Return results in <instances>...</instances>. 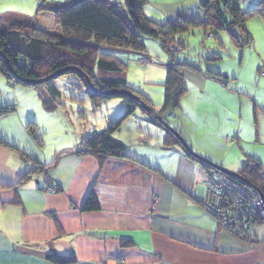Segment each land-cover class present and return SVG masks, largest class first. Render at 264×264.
Here are the masks:
<instances>
[{
  "label": "crops",
  "instance_id": "1",
  "mask_svg": "<svg viewBox=\"0 0 264 264\" xmlns=\"http://www.w3.org/2000/svg\"><path fill=\"white\" fill-rule=\"evenodd\" d=\"M164 3L148 16L160 23L176 17L205 19L198 1ZM182 77L185 86L183 69ZM13 117L0 131V264H55L47 254L71 252L73 264H264V239L256 238L252 228L247 233L254 235L234 236L205 211L207 171L178 145H168L166 132L156 130L155 142L151 131L117 136L125 156H102L84 150L86 135L75 129L76 140L51 150L38 148L27 137V124ZM173 126L186 137L181 119ZM189 147L208 162L236 168ZM250 154L263 163L258 154ZM39 165L45 167L47 182L38 172L17 184ZM91 189L98 207L83 210ZM125 240L130 244H122Z\"/></svg>",
  "mask_w": 264,
  "mask_h": 264
},
{
  "label": "rangeland",
  "instance_id": "2",
  "mask_svg": "<svg viewBox=\"0 0 264 264\" xmlns=\"http://www.w3.org/2000/svg\"><path fill=\"white\" fill-rule=\"evenodd\" d=\"M166 1L147 0L144 13L155 16L158 7L161 8ZM184 1L191 4L198 0ZM67 2L0 0V27H6L11 21L29 19L41 29L58 32L54 15L47 10H38V6L40 3L47 6ZM258 2L239 0V7L242 11L250 10ZM245 28L252 40L241 48L232 44L224 31L214 36L210 35L208 27L191 26L176 36L175 42L170 43L167 49H163L157 39L144 37L145 50L141 53L127 49L102 50L120 68L119 71L107 73V76L125 79L134 96L143 103V106L137 103L134 112L113 136L127 139L133 133L146 135L151 131V141L155 142L156 130L166 132L164 127L151 122L143 110L149 107L161 110L167 65L186 60L194 64L196 70L181 65L188 90L178 98L177 106L169 108L164 115L169 128L173 129V124L181 119L182 132L186 136L182 137L187 141L186 144H191L197 151L211 155L214 159L229 160L236 167L230 168L231 171L237 172L244 160L252 156L250 153L258 154L264 163V75L261 74V70L264 71V16L256 13L247 18ZM141 58H146V61H140ZM205 78L216 81L220 87ZM54 84L60 94L55 101L60 98L64 103L60 108L46 109L43 105V98L47 96L46 84L38 88L10 84L0 72V107L14 106L13 112L0 117V131L7 122L15 120L14 115L26 124L32 121L35 123V134L42 144H38L29 133L27 137L29 135L38 148L44 146L51 150L57 145L76 140L74 129L82 135L94 130L102 131L107 126V120L116 118L124 110L119 97L104 99L99 103L91 101L84 86L73 74L59 76L54 79ZM0 136L4 135L0 133ZM6 139L15 142L8 137ZM15 143L10 144L19 145ZM193 152L196 153L195 150ZM42 174L39 173L41 179ZM155 200V203L151 201L153 208L158 204V198ZM259 221L251 228L256 238L262 240L264 219ZM247 234L243 231L234 236L244 238Z\"/></svg>",
  "mask_w": 264,
  "mask_h": 264
},
{
  "label": "trees",
  "instance_id": "3",
  "mask_svg": "<svg viewBox=\"0 0 264 264\" xmlns=\"http://www.w3.org/2000/svg\"><path fill=\"white\" fill-rule=\"evenodd\" d=\"M146 3L147 0H68L65 4L47 6L40 3L38 10L50 11L55 17L59 31L41 29L29 19L11 21L6 27H0V72L10 84L34 88L46 84L47 96L43 98L46 109L60 108L59 102L64 103L60 98L55 101L60 94L54 79L65 74H73L79 79L87 97L95 103L113 97L121 98L124 104L123 112L116 118L107 120V126L102 131L89 132L82 145L84 150L96 155L125 156L123 143L115 138L113 133L123 125L138 105L134 98L136 96L125 79L107 76V73L119 71L120 68L116 61L108 54L102 53V50L127 49L141 53L145 50L144 37L157 39L160 46L167 49L170 43L175 42L176 36L186 32L191 26L208 27L210 34L214 36L224 31L229 41L241 48L252 40L245 28L247 18L256 13L264 16V0H259L255 8L246 11L240 9L239 0H198L205 19L200 21L176 17L160 23L144 13ZM181 65L196 69L194 64L186 60L182 63L176 62V65L169 63L161 110L149 107L143 111L151 122L166 129L168 145H178L209 172L216 168L195 154L174 128V131H171L164 124V115L169 108L177 106L178 98L186 90ZM64 68L69 69L56 78L42 83L32 82L51 76ZM13 111V105L1 106L0 117ZM25 127L29 135L38 144H42L35 134V123L29 121ZM180 137L185 144H182ZM44 170L45 167L40 165L38 168L27 170L17 184H22L38 172L44 173L47 178ZM237 172L241 179L252 183L264 195V164L259 159L248 156ZM97 207V199L91 189L82 209L93 210ZM122 244L129 245L130 242L125 240ZM46 259L55 264L76 262L72 252L67 255L49 253Z\"/></svg>",
  "mask_w": 264,
  "mask_h": 264
},
{
  "label": "built area",
  "instance_id": "4",
  "mask_svg": "<svg viewBox=\"0 0 264 264\" xmlns=\"http://www.w3.org/2000/svg\"><path fill=\"white\" fill-rule=\"evenodd\" d=\"M140 61L144 62L146 58ZM261 74L264 75V71L261 70ZM59 104L61 106L63 103ZM42 178L43 182L47 181L44 174ZM203 185L205 190L203 208L214 217L220 228L232 235L247 232L254 223L264 219L263 194L258 189L248 186L243 180L214 169L206 175ZM46 190L51 189L47 187ZM155 198L156 196L153 198L154 203Z\"/></svg>",
  "mask_w": 264,
  "mask_h": 264
},
{
  "label": "water",
  "instance_id": "5",
  "mask_svg": "<svg viewBox=\"0 0 264 264\" xmlns=\"http://www.w3.org/2000/svg\"><path fill=\"white\" fill-rule=\"evenodd\" d=\"M69 68H64L63 70H60V71H58V72H55L53 75H51V76H48V77H45V78H42V79H37V80H33L32 82L33 83H42V82H45V81H47L48 79H51V78H56L57 76H59V75H61L63 72H65V71H67ZM135 99H136V101H137V103L139 104V105H141V106H143V103L139 100V98H137V97H134ZM164 124H165V126L168 128V129H170L169 128V126L166 124V122H164ZM171 131H174L173 129H170ZM180 140H181V142H182V144H185V142H184V140L180 137ZM209 163H211V162H209ZM211 165H212V167H214V168H216V169H218V170H220V171H223V172H225V173H227V174H229V175H231V176H233V177H236V178H240V176L238 175V173L237 172H235V171H231V170H229V169H226V168H224V167H222V166H219L218 164H215V163H211ZM241 179V178H240ZM241 180H243V179H241ZM246 184H248L249 186H252V187H254V185L252 184V183H250L249 181H247V180H243Z\"/></svg>",
  "mask_w": 264,
  "mask_h": 264
},
{
  "label": "clouds",
  "instance_id": "6",
  "mask_svg": "<svg viewBox=\"0 0 264 264\" xmlns=\"http://www.w3.org/2000/svg\"><path fill=\"white\" fill-rule=\"evenodd\" d=\"M211 35V34H210ZM240 179V178H239Z\"/></svg>",
  "mask_w": 264,
  "mask_h": 264
}]
</instances>
